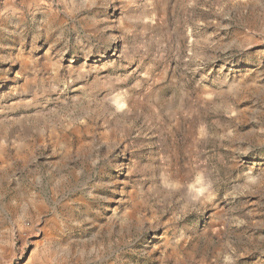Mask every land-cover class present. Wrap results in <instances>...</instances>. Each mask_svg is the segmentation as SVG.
Masks as SVG:
<instances>
[{
  "label": "rangeland",
  "instance_id": "rangeland-1",
  "mask_svg": "<svg viewBox=\"0 0 264 264\" xmlns=\"http://www.w3.org/2000/svg\"><path fill=\"white\" fill-rule=\"evenodd\" d=\"M0 264H264V0H0Z\"/></svg>",
  "mask_w": 264,
  "mask_h": 264
}]
</instances>
